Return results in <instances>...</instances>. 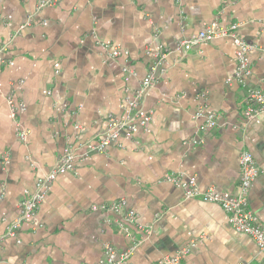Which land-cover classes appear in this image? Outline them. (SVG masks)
<instances>
[{
	"label": "crops",
	"instance_id": "crops-1",
	"mask_svg": "<svg viewBox=\"0 0 264 264\" xmlns=\"http://www.w3.org/2000/svg\"><path fill=\"white\" fill-rule=\"evenodd\" d=\"M38 2L0 0V43L9 60L0 67V236L67 147L75 170L55 176L33 221L0 241V264H97L104 245L125 249L128 240L112 223L119 216L91 209L120 199L124 212L152 228L128 264H150L201 237L182 264H264L254 241L232 230L218 205L185 199L164 180L186 174L200 190L234 194L238 154L247 150L260 170L249 207L264 223V113L247 121L240 116L243 92L226 84L235 68L229 39L172 52L145 93L146 126L120 146L88 152L106 117L124 116L123 101L159 47L173 50L177 40L213 21L236 24L243 40L264 45V0H60L35 12ZM101 44L128 56L111 59ZM249 60V85L264 86V52H250ZM200 93L218 123L205 133L204 120L193 117ZM9 97L24 105L18 119L25 141L17 137ZM200 137L201 145H190Z\"/></svg>",
	"mask_w": 264,
	"mask_h": 264
},
{
	"label": "built area",
	"instance_id": "built-area-1",
	"mask_svg": "<svg viewBox=\"0 0 264 264\" xmlns=\"http://www.w3.org/2000/svg\"><path fill=\"white\" fill-rule=\"evenodd\" d=\"M60 0H39L35 12H39L46 7L55 6ZM180 2V0H176ZM29 25L20 26L16 35L20 30ZM238 25L234 24L227 28L221 27L216 21L205 24L203 28L189 36L179 39L175 42L173 50L168 48H158L154 55V61L148 66L144 77L139 81L137 88L131 97L125 98L121 108L123 109V117H115L108 115L105 119V128L99 132L95 138V145L88 148V152L102 153L104 150L113 145H119L122 139L130 138L136 128H144L148 121V114L142 108L146 91L154 84L159 77L165 72L164 63L172 52H180L186 54L195 46L206 43L215 39L227 38L235 48V68L233 74L227 78V85H234L243 92V106L240 116L242 120H251L256 116L264 113V86L252 87L249 85L251 76V62L249 53L252 51L264 52V45L256 43H248L243 40L237 33ZM108 50V56L116 59L120 55L128 56V52L117 47L101 44ZM7 44L0 43V67L9 63L5 59L7 55ZM149 53V49L146 54ZM122 71L125 75L132 74L129 68L124 67ZM197 99L201 104L195 109L193 117L202 118L204 120L201 126V132L205 133L218 128L216 115L214 112H208L205 105L206 94L200 93ZM9 115L15 122L18 131L17 137L20 141H25L27 132L23 130L19 124V115L24 111V105L16 102L12 98L6 99ZM203 143V138L192 140L190 145L198 146ZM120 146V145H119ZM7 161L4 156L3 162ZM76 156L71 147H67L60 155L58 162L53 166L46 177L37 180L35 191L27 194L19 203V214L7 225L6 230L0 241L5 237L15 238L22 225L32 222L39 206L44 200L46 191L53 178L57 175L73 172L75 170ZM239 167V183L236 193L232 194L226 191H216L213 188L200 190L194 176L186 174L169 175L164 180L183 191L185 199H197L205 203L218 205L227 217L229 227L235 232L249 236L255 243L259 257H264V223L261 222L249 207L248 197L252 183L258 178L260 170L257 167L252 155L247 150H241L238 154ZM0 191V198L2 197ZM125 206L124 200H116L108 204L93 206L92 210L110 212L119 216L113 220V224L128 240L125 249L118 250L113 246L104 245L102 248V257L97 264H128L131 256L137 248L151 235V226L142 225L137 222L133 211H123ZM204 237L191 240L182 249L171 256H165L150 264H182L184 258L189 255L192 250L202 243ZM242 264V263H239Z\"/></svg>",
	"mask_w": 264,
	"mask_h": 264
}]
</instances>
